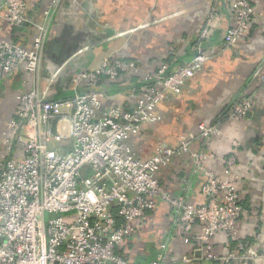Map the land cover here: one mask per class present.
<instances>
[{
	"label": "built area",
	"instance_id": "2783aa9c",
	"mask_svg": "<svg viewBox=\"0 0 264 264\" xmlns=\"http://www.w3.org/2000/svg\"><path fill=\"white\" fill-rule=\"evenodd\" d=\"M61 1L50 0L46 16ZM228 2L232 22L224 34V50H232L244 39L257 17L254 0ZM28 3L6 0L0 11L7 23H32L37 29L29 48L0 36V73L13 75L24 68L38 81L48 26L32 21ZM217 17L214 5L199 30L192 59L176 70L166 62L148 73L131 109L102 103L97 89L101 80H114L137 68L135 61L111 55L98 67L74 76L68 97L53 94L59 69L43 89L36 84L18 96L8 132H0V264H169L165 243L145 254L144 260L126 252L127 241L135 238L142 220L156 211L159 201L170 205L185 235L195 234L198 241L209 243L226 234L235 251L225 260H251L252 264L264 260L256 244L239 237L245 210L236 172L237 141L223 159V173L206 172L201 187L206 201L199 204L183 195L171 196L158 177L175 156L191 151V139L159 147L148 159L137 158L129 143L144 125L159 120L156 109L170 93L182 92L186 82L204 70L211 58L206 45ZM256 74L264 85V67L259 66ZM253 107L254 96H246L234 103L227 118L241 121ZM199 129L201 147L191 155L196 167L204 169L205 161L215 154L212 136L222 132L218 123H202ZM211 250L207 244V257L219 258Z\"/></svg>",
	"mask_w": 264,
	"mask_h": 264
},
{
	"label": "crops",
	"instance_id": "0c3cea01",
	"mask_svg": "<svg viewBox=\"0 0 264 264\" xmlns=\"http://www.w3.org/2000/svg\"><path fill=\"white\" fill-rule=\"evenodd\" d=\"M5 1L0 0V11ZM49 2L28 3L32 21L48 26L38 81L24 68L13 75L0 73L1 133L8 132L21 93L36 84L43 89L49 76L59 69L53 94L68 97L72 94L71 79L98 67L110 55L135 61L137 68L114 80L103 78L97 87L102 103L133 108L148 73L166 62L176 70L192 59L199 30L216 5L218 17L206 45L211 58L204 70L189 79L182 92L170 93L156 109L159 120L144 125L129 143L137 158L148 159L159 147H173L182 138L191 139V151L175 156L158 171V177L171 196L183 195L199 204L206 201L201 191L206 172L222 174L223 159L232 152L233 140L238 141L236 172L245 210L238 224L239 237L248 244L253 240L264 253V85L256 74L259 66L264 67V0H254L256 21L232 50L222 46L232 22L228 0H62L46 16ZM18 27L0 17V36L31 47L36 27L32 23ZM80 91L86 90L82 87ZM239 94L254 96L251 114L241 121L226 118L217 122L222 133L212 136L214 157L205 161L204 169L197 168L191 152L201 147L199 125L215 124ZM161 243L166 244L169 264H252L251 260L224 259L235 249L226 234L213 237L209 243L198 241L195 234L185 235L164 201H159L156 211L147 213L135 238L127 241L126 252L133 259L144 260L143 256ZM207 244L219 258L207 257Z\"/></svg>",
	"mask_w": 264,
	"mask_h": 264
},
{
	"label": "trees",
	"instance_id": "16d2710c",
	"mask_svg": "<svg viewBox=\"0 0 264 264\" xmlns=\"http://www.w3.org/2000/svg\"><path fill=\"white\" fill-rule=\"evenodd\" d=\"M21 27H23V25H21ZM21 27H18V28H21ZM193 52H194V54H193V56L195 55V51L193 50ZM240 95V94H239ZM69 96V95H68ZM246 96H249V95H245V94H243V95H240V96H236V99L233 101V102H230V103H228L227 104V106L222 110V112L220 113V115L216 118V120H214V122H220L221 120H225L226 118H227V116H228V112H229V110H231L232 109V107H233V105H234V103L236 102V101H239V100H241V99H243V98H245ZM55 98H61V96L60 95H55L54 96ZM254 100H255V98H254ZM240 204L242 205V207L244 208V206H243V201H241L240 200ZM251 241V242H250ZM249 241V244L250 243H253L252 241L253 240H250ZM232 243H234V242H232ZM157 249V247H155V249L154 250H156ZM150 252H152V251H150ZM153 253V252H152Z\"/></svg>",
	"mask_w": 264,
	"mask_h": 264
},
{
	"label": "water",
	"instance_id": "95a60500",
	"mask_svg": "<svg viewBox=\"0 0 264 264\" xmlns=\"http://www.w3.org/2000/svg\"><path fill=\"white\" fill-rule=\"evenodd\" d=\"M251 112H252V111L247 112V115L249 116V115L251 114Z\"/></svg>",
	"mask_w": 264,
	"mask_h": 264
},
{
	"label": "rangeland",
	"instance_id": "374dc122",
	"mask_svg": "<svg viewBox=\"0 0 264 264\" xmlns=\"http://www.w3.org/2000/svg\"><path fill=\"white\" fill-rule=\"evenodd\" d=\"M238 142V141H237ZM239 147H240V145H239Z\"/></svg>",
	"mask_w": 264,
	"mask_h": 264
}]
</instances>
